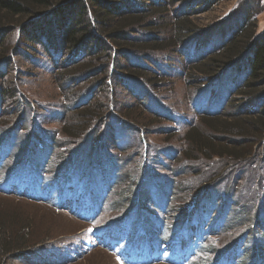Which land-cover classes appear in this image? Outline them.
<instances>
[{
  "label": "rangeland",
  "instance_id": "1",
  "mask_svg": "<svg viewBox=\"0 0 264 264\" xmlns=\"http://www.w3.org/2000/svg\"><path fill=\"white\" fill-rule=\"evenodd\" d=\"M184 1L175 5V10L184 11V6L198 2L199 8H189L186 14H191L189 18L200 31L184 33L176 47L151 58L130 51L132 64L141 66L140 71L149 73L150 79L144 75L146 78L132 81L133 90L129 86L128 90L116 76L111 78L110 72L105 85L109 91L105 94L103 88L100 97L91 93L90 81L78 88L64 82L59 73L70 70L63 66L67 59L48 55L40 44L19 43L15 31L14 45L18 47L13 63L7 74H0V97L11 90L9 94L17 93L20 102V106L11 103L8 96L0 102V214L15 226H30L31 239L47 242L18 258L7 256L5 264H125L129 255H118L119 247L114 249L105 238L106 248L99 245L100 234L116 232L141 238L137 244L143 261L173 264L160 259L171 255L177 234H189L177 229L194 206L192 188L216 172L227 175L218 184V193L225 187L235 188L230 216L237 219L223 229L217 223L228 222L229 215L220 211L219 222L213 216L212 223L223 231L208 236L206 251L203 248V254L195 255L189 264H209L245 230L249 223L242 215L245 200L249 213L258 214L264 225V139L254 136L252 127L244 129L252 125L254 114L262 111L258 104L264 93L246 94L247 68L231 71L229 67L217 81L220 76L203 77L206 74L201 71L208 68L213 56L226 58L223 54L233 36L247 24H256L257 36L264 32V0H221L208 6H202L204 0ZM164 16L157 21L160 29L152 33L171 37L172 23L179 17L171 11ZM145 37L142 34L140 38ZM127 66V60L116 59V71H126ZM23 99L31 106L21 102ZM98 103L103 104L100 109L104 112L110 108L106 114L115 115L106 124L92 126L98 128L95 139L88 144L87 133L82 138L69 136L66 130L89 126L83 120L88 113L82 110L91 105V111L97 112ZM26 113L24 125L15 127ZM227 118L243 127L224 132ZM194 129L207 137L211 134L217 142L218 138L236 141L244 150H253V155L245 154L243 159L233 156L231 163L226 159L211 162L187 140ZM217 142L216 147L223 150ZM189 149L193 152L188 154ZM134 183L138 186L132 187ZM166 196L170 202L163 199ZM128 209H133V214L118 221ZM199 210L198 206L195 212ZM126 245H122L124 251L131 247ZM59 252L68 256V261L62 262L61 255L58 259Z\"/></svg>",
  "mask_w": 264,
  "mask_h": 264
},
{
  "label": "trees",
  "instance_id": "2",
  "mask_svg": "<svg viewBox=\"0 0 264 264\" xmlns=\"http://www.w3.org/2000/svg\"><path fill=\"white\" fill-rule=\"evenodd\" d=\"M220 1L204 0L202 6L216 4ZM182 2L185 3L184 0H0V74L3 72L7 74L8 68L13 63L14 51L18 47L14 45L15 31L17 30L20 35L19 43L40 44L48 55L56 59H67L63 66L67 69L71 67L70 70L62 71L59 74L64 82L71 83V86L78 88L81 83L90 81L93 87L91 93L93 94V91L96 95L99 93L98 96L100 97L103 95V88L105 94L109 91L105 89V85H107L108 80L106 76L111 72V78L116 76L119 83L121 82L128 90V86L133 90L131 88L132 81L145 77L144 75L149 76V79L151 76L149 73L141 72L139 69L141 66L132 64L129 56L130 51L141 53L142 58L149 56L151 58L153 54H159L162 51L176 47L179 41L185 37H183L184 33L188 32L187 35L191 33L195 35L200 31L199 27L193 24V20L189 18L191 14H186L188 10H191L189 8L193 9L191 11H196L199 8L198 2L195 1L186 9L184 6V11H176L175 5H179ZM169 11L174 16L179 17L178 20L172 23L174 25V35L171 37H166V35L164 37L157 33H152L155 28L161 27L157 21H162L165 17L164 14ZM167 25L170 26L171 24L162 26L165 27ZM162 30L166 31L165 28ZM142 34L146 35V39L142 40L140 38ZM11 35L13 37L8 40ZM233 38L228 49L223 54L226 58L213 56L211 62L207 64L208 68L207 66L206 68L202 67L203 70H201L199 68L200 65H197L196 68L206 74H203V77L213 78L214 76H220L215 78V81L228 73L230 69L233 71V69L237 70L240 67L247 68L248 73L245 77L247 76L248 79L244 82L245 86L248 87L246 94L252 96L261 92L264 93V88L258 92L259 87L264 86V32L257 36L256 24L254 23L252 26L247 24ZM118 58L127 60L129 66H127L126 71H116L115 63ZM244 64H247V66H243ZM229 67L231 68L228 70ZM72 69L73 71H71ZM10 91L6 92V97H9L11 103L20 106V102L17 101L19 99V97L17 98V93L9 94ZM93 95L89 99L87 97V99H92L95 96ZM134 95L136 94L134 93ZM14 97L15 100L13 101ZM4 98L1 96L0 102H5ZM259 98H261L262 102L258 105H260L262 111L254 114L252 119H250L252 121L249 120L252 125H247L244 129L249 130L252 127V130L255 131L254 136H263L262 139H264V96ZM23 101L26 106H31L27 100L23 99L21 102ZM96 106L98 107L96 108L98 109L97 112L91 111L93 109L91 105L82 110V112L88 113L83 118L85 122L90 123L88 127L83 124L77 130H66L68 131L66 133L69 136H79V138H82L87 133L90 135L85 140L88 144L91 139L94 140L98 128L92 126H96L99 123L106 124L115 115L113 113L106 114L110 108H106L105 112L102 111L100 109L103 106L102 103H98ZM28 115L27 113L24 114L22 121L17 123L15 127L21 128L24 122L27 121ZM126 116L129 118V114ZM137 119L133 118L135 122H137ZM227 120L228 123L225 121V125L219 123L220 126L222 125L225 128L224 132H228L230 129L234 130L237 126L243 127V124L239 121L233 124V120L230 121L228 118ZM213 122H210V124L215 125ZM91 129L92 132L90 133ZM214 138L211 134L207 137L199 133L197 129L189 132L187 136V140L191 143L190 145L194 149L197 148L199 152H204L203 155L208 156L207 160L211 162L226 159L230 160L231 163L234 161L233 156H241L243 159L245 154L248 156L253 155V150L252 152L250 148L244 150L240 145H237L236 141L230 142L226 138H218L217 142L213 140ZM216 142L218 147L219 145L223 146V150L216 147ZM239 149L240 151H238ZM187 152L189 154L193 152V149L191 152L190 149ZM187 157L191 159L192 156L187 155ZM226 176L225 173L216 172L212 178L205 179L202 183L200 182L199 187L192 188L191 192L195 200L194 206L189 214L183 216L177 229L188 230L189 234L187 237L183 234H177L174 239L173 250H171V247H167V249L171 250V255L163 256L160 261L168 259L173 264H189L195 255L203 254V248L206 251L204 243L208 236L217 232L221 233L225 226L237 219L230 216L233 207H235L234 201L231 200L232 196L236 198L235 188L225 187L222 193L217 192L220 190L218 184L225 181ZM136 184L134 183L132 187L138 186ZM168 188H166V191ZM162 190L165 191L164 188ZM172 190L170 187V192ZM163 199L166 202H170L168 196ZM245 203V205L244 203L241 205L243 209L242 215L246 216V222L249 221L248 226L227 248L219 251L209 264H264V225H262L258 214L249 213L247 200H245ZM198 206L200 210L195 212ZM220 211L225 216L229 215V220L228 222L225 221L224 224L217 223L223 228L222 230H217V225L212 223L211 218L214 216L213 220L218 221ZM133 212V209H128L118 221L129 218ZM262 218L264 221V214H262ZM29 228L30 226H20L18 223L15 226L13 222H9L8 219L3 218L0 214V264H5L9 255L18 258L27 253V251L35 249L37 246H42L41 244L47 242V239H42L41 241H38L39 238L31 239L32 233L29 232ZM124 234L122 232L109 235L98 234L99 245H103L106 248L103 242V238H105L114 249L120 248L119 251H116L118 255H129V261L125 262V264H149L139 258L142 248L137 243L140 242L141 238L136 235ZM126 243L131 247L129 250L124 251L122 245ZM161 247L163 249L164 245L161 244ZM209 252L211 253L212 251L209 250ZM57 255L58 259L60 258L59 255L63 257L62 262L69 259L68 256L60 254V252Z\"/></svg>",
  "mask_w": 264,
  "mask_h": 264
}]
</instances>
